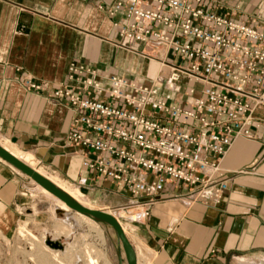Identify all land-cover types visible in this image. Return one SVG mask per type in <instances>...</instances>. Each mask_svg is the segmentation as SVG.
I'll use <instances>...</instances> for the list:
<instances>
[{
  "label": "built area",
  "instance_id": "obj_1",
  "mask_svg": "<svg viewBox=\"0 0 264 264\" xmlns=\"http://www.w3.org/2000/svg\"><path fill=\"white\" fill-rule=\"evenodd\" d=\"M109 14L122 15L114 25L119 46L160 69L146 83L111 75L84 79L80 91H54L76 113L66 143L82 156L78 189L128 195L114 216L121 225L150 217L168 185L189 204L220 202L231 181L222 161L237 139H256L264 28L206 0H129ZM79 73L72 68L71 78ZM24 86L44 90L31 79Z\"/></svg>",
  "mask_w": 264,
  "mask_h": 264
},
{
  "label": "crops",
  "instance_id": "obj_2",
  "mask_svg": "<svg viewBox=\"0 0 264 264\" xmlns=\"http://www.w3.org/2000/svg\"><path fill=\"white\" fill-rule=\"evenodd\" d=\"M128 1L0 0V140L76 187L82 156L66 143L76 113L53 93L60 87L80 91L87 78L138 82L146 73L142 56L119 46L114 25L122 15L109 14ZM206 1L219 14L264 28V0ZM72 68L80 71L73 78ZM28 79L44 90H26ZM254 112L256 139H237L221 163L231 181L220 202L189 204L168 185L150 217L124 222L138 264H264V105ZM23 182L0 159L1 230L20 220ZM80 191L112 208L130 201L115 192Z\"/></svg>",
  "mask_w": 264,
  "mask_h": 264
},
{
  "label": "rangeland",
  "instance_id": "obj_3",
  "mask_svg": "<svg viewBox=\"0 0 264 264\" xmlns=\"http://www.w3.org/2000/svg\"><path fill=\"white\" fill-rule=\"evenodd\" d=\"M142 63L146 73L137 80L146 83L152 78L153 64L143 56ZM0 143L7 145L1 140ZM37 167L49 176L58 177L38 161ZM18 172L24 180L21 190L24 205L20 208L17 225L8 230L0 229V264H119L116 247L105 226L73 211L63 212L54 200L37 189L31 178ZM86 197L94 210L117 216L116 211L120 208ZM54 241L61 247L51 245Z\"/></svg>",
  "mask_w": 264,
  "mask_h": 264
},
{
  "label": "water",
  "instance_id": "obj_4",
  "mask_svg": "<svg viewBox=\"0 0 264 264\" xmlns=\"http://www.w3.org/2000/svg\"><path fill=\"white\" fill-rule=\"evenodd\" d=\"M0 159L8 163L16 170L20 171L27 177L31 178L36 184H38L47 192H49L51 195L62 201L71 211L84 215L94 220L95 222L102 224L105 227L109 226L113 228L116 232L118 239V246L115 244L114 245L116 247V253L119 264H124V263L138 264L137 255L133 245L129 241L122 225L113 215H110L109 213L103 211L93 210L84 207L77 201L70 198L63 191H61L49 179L42 176L35 169L25 164L21 160H19L17 157H15L12 153H10L7 149L2 147L1 145H0ZM55 247H61V244H58V246ZM122 252L124 256H122Z\"/></svg>",
  "mask_w": 264,
  "mask_h": 264
},
{
  "label": "bare ground",
  "instance_id": "obj_5",
  "mask_svg": "<svg viewBox=\"0 0 264 264\" xmlns=\"http://www.w3.org/2000/svg\"><path fill=\"white\" fill-rule=\"evenodd\" d=\"M152 64H153V68H152V74L153 75H152V77H154L158 73V71L160 69V66H159V64H157L155 62H152ZM0 145L2 147H4L5 149H7L10 153H12L19 160H21L25 164L29 165L33 169H35L42 176H44L47 179H49L55 186H57L61 191H63L65 194H67L70 198H72L73 200L77 201L78 203H80L84 207L94 210L93 206L91 205L90 200L84 194H82V192L78 188L69 186L66 183H64L62 180H60L58 177L49 176L42 169H39L37 167V160L35 159L34 156H32L31 154H26V153H22V152H14V151H12V150H10L8 148V145H4V144H1V143H0ZM36 187L46 197L54 200L58 204V206L60 207V209L63 212H69V211H71L62 201H60L59 199H57L56 197H54L53 195H51L49 192H47L41 186H39L38 184H36ZM77 214H79V213H77ZM81 216H84V215H81ZM84 217H85L86 220L88 219L89 221L94 222L92 219H90V218H88L86 216H84ZM106 228H107V231H108V234H109L110 239L112 240V242L115 245L118 246V239H117V235H116L115 230L113 228L109 227V226H106ZM123 228L126 231L125 225H123ZM51 245H54V247L55 246H58V244L56 243V241H54L53 243H51ZM122 256H124L123 255V252H122ZM124 264H126V263H124Z\"/></svg>",
  "mask_w": 264,
  "mask_h": 264
}]
</instances>
